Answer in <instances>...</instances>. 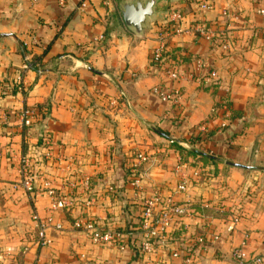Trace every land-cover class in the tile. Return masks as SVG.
Wrapping results in <instances>:
<instances>
[{
	"label": "crops",
	"instance_id": "1",
	"mask_svg": "<svg viewBox=\"0 0 264 264\" xmlns=\"http://www.w3.org/2000/svg\"><path fill=\"white\" fill-rule=\"evenodd\" d=\"M135 1L0 0V264H183L198 231L210 247L192 264H235L236 249L264 256L263 0H214L205 20L229 39L225 54L197 34L172 38L167 64L183 73L174 82L151 65V53L165 10L186 8L190 27L193 0H165L142 35L126 27L120 12V3ZM34 59L42 70H24ZM20 74L24 84L16 89ZM159 86L179 92L181 107L153 97ZM23 109L40 115L32 128L17 120ZM44 137L64 161L43 174L74 201L54 215L63 229H49L48 247L39 246L33 216L51 217L50 200L27 195L19 173L21 155ZM140 154L148 158L139 171L143 197L174 196L179 172L190 180L175 201L190 210L183 221L191 231L167 229V246L157 240L146 259L138 251L141 202L125 177ZM81 176L92 181L90 207L82 204L88 199L80 194ZM78 220L129 234L126 249L95 246L75 227ZM175 249L181 259L171 257Z\"/></svg>",
	"mask_w": 264,
	"mask_h": 264
},
{
	"label": "built area",
	"instance_id": "2",
	"mask_svg": "<svg viewBox=\"0 0 264 264\" xmlns=\"http://www.w3.org/2000/svg\"><path fill=\"white\" fill-rule=\"evenodd\" d=\"M36 1V0H35ZM87 0H80L85 5ZM214 0H193L191 16L194 24L186 27L187 10L183 6H172L165 10L160 24L159 46L152 52L151 60L154 67L163 71L167 78L174 82L181 79L183 73L178 64H167L169 58L168 43L177 36L185 34H197L199 38L216 45L219 53H227L230 50V42L226 36L219 34L216 27L209 26L205 20L206 14L214 9ZM258 14L264 17V0L258 9ZM230 12L225 10L222 17H228ZM199 67L207 70L208 78L214 79L217 72L211 65L200 61ZM29 65L25 64L24 70H29ZM16 84L23 86L24 76L20 74L15 81ZM21 88V87H20ZM153 97L162 103L170 106L172 109L181 107V96L179 92L170 87L159 86L152 90ZM40 115L34 109H23L17 114V120L22 128H32L39 120ZM34 149L32 153L22 154L20 158L19 173L21 177V186L25 193L32 199H37L42 193L50 200L49 210L51 217L46 220L40 219L38 215L33 216V221L37 225L39 246L48 247L51 243L48 237L49 229L61 231L63 226L54 222V215L62 213L73 206V197L59 194L53 187V184L43 174L50 165L54 163H62L64 160L61 156L54 152L53 141L49 137H44ZM136 161L130 166V179L133 188L137 191L142 206V214L140 216L139 230L141 232V241L139 243V256L142 259L154 254L157 240L161 245H165L167 239L166 230L174 225L179 224L184 232H190V224L185 223L183 219L190 216V210L186 206L178 205L175 201L177 194H185L189 190V177L179 172V181L175 191V195L162 200L160 197L145 198L142 195L140 167L148 161L146 155H137ZM136 162V163H135ZM79 186L81 187V195L89 198L91 193L92 181L89 177L81 176L79 178ZM73 196V195H72ZM92 197V196H91ZM95 200L90 198L82 204L85 207L94 205ZM239 222V216L232 218L229 231H233ZM76 228H83L91 237L95 246H116L122 250L126 249V234L105 230L102 231L90 222L86 225L80 220L75 223ZM130 236V235H129ZM210 247L205 232L198 231L193 237V245L182 258L183 264H192V256L205 252ZM173 259H181L182 255L178 249L170 252ZM231 258L235 264H264V256L248 255L242 249H236L231 253Z\"/></svg>",
	"mask_w": 264,
	"mask_h": 264
},
{
	"label": "water",
	"instance_id": "3",
	"mask_svg": "<svg viewBox=\"0 0 264 264\" xmlns=\"http://www.w3.org/2000/svg\"><path fill=\"white\" fill-rule=\"evenodd\" d=\"M165 0H136L120 3V12L126 27L137 35H142L148 22L160 15L159 8Z\"/></svg>",
	"mask_w": 264,
	"mask_h": 264
},
{
	"label": "trees",
	"instance_id": "4",
	"mask_svg": "<svg viewBox=\"0 0 264 264\" xmlns=\"http://www.w3.org/2000/svg\"><path fill=\"white\" fill-rule=\"evenodd\" d=\"M151 56H152V53H151ZM150 61H151V65L154 66L151 59H150ZM27 64L29 65L30 70H33V71H36V72H39L40 70H42L41 65H40V60H38V59H34L32 62H27ZM14 84H15V88L16 89L21 86V85L16 84V83H14ZM130 176H131V174H130V167H128L126 169L125 177H128L129 178Z\"/></svg>",
	"mask_w": 264,
	"mask_h": 264
}]
</instances>
